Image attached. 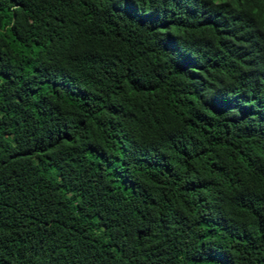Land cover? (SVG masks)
<instances>
[{
  "label": "trees",
  "instance_id": "16d2710c",
  "mask_svg": "<svg viewBox=\"0 0 264 264\" xmlns=\"http://www.w3.org/2000/svg\"><path fill=\"white\" fill-rule=\"evenodd\" d=\"M0 264H264V0H0Z\"/></svg>",
  "mask_w": 264,
  "mask_h": 264
}]
</instances>
